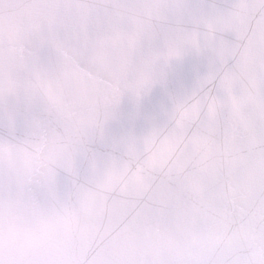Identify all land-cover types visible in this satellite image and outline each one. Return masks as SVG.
I'll return each mask as SVG.
<instances>
[{
    "label": "snow or ice",
    "instance_id": "1",
    "mask_svg": "<svg viewBox=\"0 0 264 264\" xmlns=\"http://www.w3.org/2000/svg\"><path fill=\"white\" fill-rule=\"evenodd\" d=\"M0 264H264V0H0Z\"/></svg>",
    "mask_w": 264,
    "mask_h": 264
}]
</instances>
